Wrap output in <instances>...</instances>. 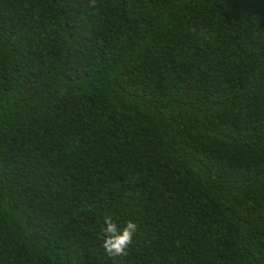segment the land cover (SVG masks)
<instances>
[{
  "label": "trees",
  "instance_id": "trees-1",
  "mask_svg": "<svg viewBox=\"0 0 264 264\" xmlns=\"http://www.w3.org/2000/svg\"><path fill=\"white\" fill-rule=\"evenodd\" d=\"M0 264H264V0H0Z\"/></svg>",
  "mask_w": 264,
  "mask_h": 264
},
{
  "label": "clouds",
  "instance_id": "clouds-1",
  "mask_svg": "<svg viewBox=\"0 0 264 264\" xmlns=\"http://www.w3.org/2000/svg\"><path fill=\"white\" fill-rule=\"evenodd\" d=\"M207 37V33H202ZM105 226L102 229V247L109 256L126 257L129 254V248L132 245L134 234L138 226L128 220L122 228L111 216L104 218Z\"/></svg>",
  "mask_w": 264,
  "mask_h": 264
}]
</instances>
